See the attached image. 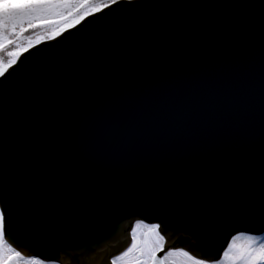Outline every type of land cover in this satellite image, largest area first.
Here are the masks:
<instances>
[{"label": "water", "instance_id": "water-1", "mask_svg": "<svg viewBox=\"0 0 264 264\" xmlns=\"http://www.w3.org/2000/svg\"><path fill=\"white\" fill-rule=\"evenodd\" d=\"M113 6L0 80L10 243L112 264L137 220L214 264L264 234V0Z\"/></svg>", "mask_w": 264, "mask_h": 264}, {"label": "snow or ice", "instance_id": "snow-or-ice-1", "mask_svg": "<svg viewBox=\"0 0 264 264\" xmlns=\"http://www.w3.org/2000/svg\"><path fill=\"white\" fill-rule=\"evenodd\" d=\"M118 2L120 0H0V80L9 77L21 63V57L40 43L71 39L73 31L83 22ZM126 2L131 4L134 0ZM30 32L36 35H27ZM148 231L150 237L139 245L135 231L132 233V246L124 256L135 251L134 264H166L168 257L175 255L186 257L188 264H208L187 251H168L160 257L158 254L165 252L166 239L156 225ZM239 239L241 237L232 240L215 264H264V238L246 236L243 237L246 244L237 246ZM22 261L36 264L26 261L10 243L7 217L0 211V264H21Z\"/></svg>", "mask_w": 264, "mask_h": 264}, {"label": "rangeland", "instance_id": "rangeland-1", "mask_svg": "<svg viewBox=\"0 0 264 264\" xmlns=\"http://www.w3.org/2000/svg\"><path fill=\"white\" fill-rule=\"evenodd\" d=\"M122 1V0H120ZM44 42H48V41H44ZM42 42V43H44ZM41 44V43H40ZM39 44V45H40ZM1 211V209H0ZM137 224H140L141 226L139 228L136 227ZM153 226V225H147L143 222H140V221H137L134 223V226H133V229L131 231V235L133 233V231H135L136 233V239H137V244H139L141 241L145 240V239H148L150 237V233L148 231V229ZM158 226V225H156ZM160 227L158 226V231L160 232ZM161 233V232H160ZM162 234V233H161ZM163 235V234H162ZM164 236V235H163ZM248 235H243V234H240V235H236L235 237H241V239L237 240L236 241V244L237 246H242L244 244H246V241L243 239V237H246ZM165 237V236H164ZM233 237L230 241V243L232 242V240L235 238ZM258 237H261V238H264V234L261 235V236H258ZM166 239V237H165ZM229 243V244H230ZM167 245V240H166V243H165V246ZM130 247V246H129ZM228 248V246H227ZM226 248V250H227ZM129 249V248H128ZM127 249V250H128ZM173 251H184V250H173ZM126 251L122 252L120 255H118L117 257H115L112 262L113 264H134V260H135V257L137 255V253L135 251H133L132 253H130L128 256H124V253ZM136 253V254H135ZM22 254V253H21ZM22 256L25 258L26 261H35L36 264H48V263H44L40 260H37V259H33V258H29V257H26L25 255L22 254ZM132 261V262H131ZM169 262H173V264H188L187 262V258L186 257H183V256H180L178 255L177 258H175V256H172V257H168V260L166 261L167 264H169ZM21 264H24V262L22 261ZM51 264V263H49ZM53 264V263H52ZM215 264V263H214Z\"/></svg>", "mask_w": 264, "mask_h": 264}, {"label": "trees", "instance_id": "trees-1", "mask_svg": "<svg viewBox=\"0 0 264 264\" xmlns=\"http://www.w3.org/2000/svg\"><path fill=\"white\" fill-rule=\"evenodd\" d=\"M113 7H114V6H113ZM111 8H112V7H111ZM27 35H29V36H35L36 33L30 32V33H28ZM177 256H178V255H175V258H177Z\"/></svg>", "mask_w": 264, "mask_h": 264}, {"label": "bare ground", "instance_id": "bare-ground-1", "mask_svg": "<svg viewBox=\"0 0 264 264\" xmlns=\"http://www.w3.org/2000/svg\"><path fill=\"white\" fill-rule=\"evenodd\" d=\"M131 246H132V243H131L130 247H131ZM130 247H129V248H130ZM126 251H127V250H126Z\"/></svg>", "mask_w": 264, "mask_h": 264}, {"label": "built area", "instance_id": "built-area-1", "mask_svg": "<svg viewBox=\"0 0 264 264\" xmlns=\"http://www.w3.org/2000/svg\"><path fill=\"white\" fill-rule=\"evenodd\" d=\"M136 254V253H135ZM132 262V261H131Z\"/></svg>", "mask_w": 264, "mask_h": 264}]
</instances>
